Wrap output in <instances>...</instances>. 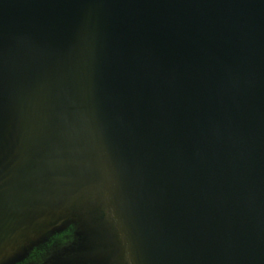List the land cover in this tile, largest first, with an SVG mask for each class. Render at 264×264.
<instances>
[{
	"label": "water",
	"instance_id": "95a60500",
	"mask_svg": "<svg viewBox=\"0 0 264 264\" xmlns=\"http://www.w3.org/2000/svg\"><path fill=\"white\" fill-rule=\"evenodd\" d=\"M264 264V0H0V264Z\"/></svg>",
	"mask_w": 264,
	"mask_h": 264
},
{
	"label": "flooded vegetation",
	"instance_id": "af4514ba",
	"mask_svg": "<svg viewBox=\"0 0 264 264\" xmlns=\"http://www.w3.org/2000/svg\"><path fill=\"white\" fill-rule=\"evenodd\" d=\"M73 229L69 227L68 229L56 233L49 238V240L42 244L40 247L34 248L32 252L29 254L28 258L25 259L22 263L19 264H28L31 262H35L38 259H41L48 250H50L54 245H64L72 240Z\"/></svg>",
	"mask_w": 264,
	"mask_h": 264
}]
</instances>
